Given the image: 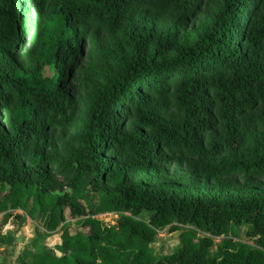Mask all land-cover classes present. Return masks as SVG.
Wrapping results in <instances>:
<instances>
[{"label": "trees", "instance_id": "16d2710c", "mask_svg": "<svg viewBox=\"0 0 264 264\" xmlns=\"http://www.w3.org/2000/svg\"><path fill=\"white\" fill-rule=\"evenodd\" d=\"M208 2L0 0L1 225L30 202L87 227L16 264H264V0Z\"/></svg>", "mask_w": 264, "mask_h": 264}, {"label": "rangeland", "instance_id": "374dc122", "mask_svg": "<svg viewBox=\"0 0 264 264\" xmlns=\"http://www.w3.org/2000/svg\"><path fill=\"white\" fill-rule=\"evenodd\" d=\"M21 0H15V3ZM207 5L209 7V11L217 12L218 2L219 0H210ZM208 19L204 14H199L195 23L189 26L185 33L184 38L193 39L195 37L196 30L199 29L203 24H207ZM239 24V22H237ZM19 34V38H23L22 42L18 46L17 49L13 50L18 52L19 55L23 54L27 48L31 45V39L29 34L23 35ZM86 54V46H84V51L82 52L81 58H85ZM16 61V60H15ZM87 59L83 60L84 63H87ZM78 64H81L80 62ZM53 64L46 67V72L48 74H52ZM73 85H76L78 89L82 87V84L79 82L72 81ZM243 174L237 171L232 173H217L214 177L210 178L208 181L212 184L216 182H226L229 179L235 180L237 183H241L243 181ZM252 180L260 181L264 185V176H255L252 177ZM82 205H85L83 200H80ZM86 206V205H85ZM98 215V214H97ZM4 216L0 214V233L2 235H6L8 233L13 234V243L9 244L7 242H2L0 240V263L3 261L6 264H16L19 258L23 255H34L40 252L42 249H50L52 252L58 254V251L55 250V245L60 243L63 237H70L78 233L87 232V227H83L82 222L78 218H73L67 208H64L60 211V217L62 221L58 223L55 228L50 231L46 229L45 221H46V212L43 210H38L34 214V209L30 210V202L29 207L27 208H16L7 218L6 222L1 225V221ZM96 217V215H95ZM117 215L114 214H99L96 218L101 221L103 226H109L116 223ZM140 217L144 220H148V214L146 212H142ZM246 226H239L238 230L240 232V236L234 235L231 232L228 237L232 240H242L248 241L249 243H253L252 237L246 235L245 232ZM178 236V231L170 232L168 228L161 230L158 233L159 238L150 243V246L156 249L158 254L168 255L172 251H174L179 246V239L176 238ZM224 236H219L214 238L215 241H219Z\"/></svg>", "mask_w": 264, "mask_h": 264}, {"label": "water", "instance_id": "95a60500", "mask_svg": "<svg viewBox=\"0 0 264 264\" xmlns=\"http://www.w3.org/2000/svg\"><path fill=\"white\" fill-rule=\"evenodd\" d=\"M239 23L241 22V18H239V21H238ZM83 214H85V211H83ZM152 217V215L150 216V218ZM149 218V219H150ZM159 238V237H158ZM176 238H178V236L176 237ZM160 240H162L161 238H159Z\"/></svg>", "mask_w": 264, "mask_h": 264}, {"label": "built area", "instance_id": "2783aa9c", "mask_svg": "<svg viewBox=\"0 0 264 264\" xmlns=\"http://www.w3.org/2000/svg\"><path fill=\"white\" fill-rule=\"evenodd\" d=\"M101 214H104V213H101ZM106 214V213H105ZM107 214H114V215H117L116 213H107ZM99 215V214H98ZM96 215V217L98 216ZM95 217V216H94Z\"/></svg>", "mask_w": 264, "mask_h": 264}]
</instances>
